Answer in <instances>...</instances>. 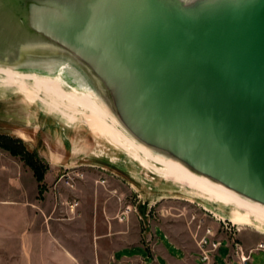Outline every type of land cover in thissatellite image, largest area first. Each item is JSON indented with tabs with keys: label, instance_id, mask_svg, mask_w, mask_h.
<instances>
[{
	"label": "water",
	"instance_id": "water-1",
	"mask_svg": "<svg viewBox=\"0 0 264 264\" xmlns=\"http://www.w3.org/2000/svg\"><path fill=\"white\" fill-rule=\"evenodd\" d=\"M0 68L90 93L153 157L264 207V0H0Z\"/></svg>",
	"mask_w": 264,
	"mask_h": 264
},
{
	"label": "crops",
	"instance_id": "crops-1",
	"mask_svg": "<svg viewBox=\"0 0 264 264\" xmlns=\"http://www.w3.org/2000/svg\"><path fill=\"white\" fill-rule=\"evenodd\" d=\"M54 174L46 170L38 182L17 157L0 153V264H200L195 250L183 249L165 231L158 233L157 224L146 250L140 223L131 217L108 218V199L91 178L65 193L75 198L68 206L60 205L65 196ZM69 209L74 218L61 222L60 212Z\"/></svg>",
	"mask_w": 264,
	"mask_h": 264
},
{
	"label": "bare ground",
	"instance_id": "bare-ground-1",
	"mask_svg": "<svg viewBox=\"0 0 264 264\" xmlns=\"http://www.w3.org/2000/svg\"><path fill=\"white\" fill-rule=\"evenodd\" d=\"M0 85L22 96L26 109L33 113L41 127L80 162L76 168L99 167L115 177H119L118 172L122 173L129 188L147 208L159 199L182 200L199 206L216 220L229 221L264 235V207L176 163L153 157L117 128L90 93L66 90L57 77L2 68Z\"/></svg>",
	"mask_w": 264,
	"mask_h": 264
},
{
	"label": "rangeland",
	"instance_id": "rangeland-1",
	"mask_svg": "<svg viewBox=\"0 0 264 264\" xmlns=\"http://www.w3.org/2000/svg\"><path fill=\"white\" fill-rule=\"evenodd\" d=\"M24 104L21 95L6 90L0 85V153H9L13 157H17L33 173L37 170V175L53 169L55 172L54 184L60 186L61 196H65L63 199L60 198V205L68 206V203L71 202L69 200L74 197L70 192V194L68 193L69 196L66 195L67 191H74L76 186L88 182V178L93 179L96 185L102 187L103 197L108 199L106 203L108 205V218L111 219L114 216L121 220L131 217L140 223L141 234H144L141 243L147 247L146 250L150 249L154 237L153 226L156 224L160 228L158 233L165 231L174 237L183 249L187 251L191 249L195 252V236L202 234L207 226L219 228L218 223L221 220L217 221L212 215L195 204L168 199L147 208L141 203L137 194L132 192L129 186L118 177L112 176L99 167L76 168L80 162L73 160L63 150L55 139L41 127L33 113L28 111ZM33 108L38 112L36 105ZM105 167L108 168L107 165ZM43 179L42 176V181ZM85 191L88 190L85 189ZM65 198L68 201H65ZM74 205L76 204L74 203L72 206ZM193 217L195 220L192 219ZM72 218H74L73 209L60 212L58 217L61 222ZM142 221L144 222L142 223ZM224 222L232 225L231 233L245 248H253L257 243L264 242V235L252 229L234 225L229 221ZM199 223L200 228H198ZM227 233L218 232V237L226 240L229 238ZM112 246H114L112 248H116L117 244ZM168 249L171 250V248ZM227 254L228 250L224 243L215 262L224 264L223 259L227 257ZM251 264H264V252L253 254Z\"/></svg>",
	"mask_w": 264,
	"mask_h": 264
},
{
	"label": "built area",
	"instance_id": "built-area-1",
	"mask_svg": "<svg viewBox=\"0 0 264 264\" xmlns=\"http://www.w3.org/2000/svg\"><path fill=\"white\" fill-rule=\"evenodd\" d=\"M192 219L195 220L194 217ZM218 224V229L207 226L202 234L195 236L196 255L200 264H217L215 259L219 256L224 243L228 250L227 257L223 259L224 264H251L253 254L264 252V242L257 243L253 248L247 249L231 233V224L224 221ZM200 226L199 223L198 228ZM218 232H228L229 238L220 239Z\"/></svg>",
	"mask_w": 264,
	"mask_h": 264
},
{
	"label": "trees",
	"instance_id": "trees-1",
	"mask_svg": "<svg viewBox=\"0 0 264 264\" xmlns=\"http://www.w3.org/2000/svg\"><path fill=\"white\" fill-rule=\"evenodd\" d=\"M34 173H35V175H36V178H37L38 182H41V181H42V174H43V173H40V174L37 175V170H35Z\"/></svg>",
	"mask_w": 264,
	"mask_h": 264
}]
</instances>
